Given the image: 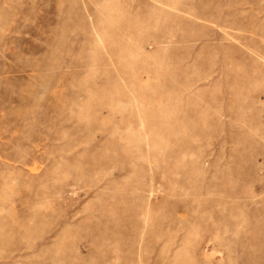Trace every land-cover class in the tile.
Returning <instances> with one entry per match:
<instances>
[{"label":"rangeland","instance_id":"374dc122","mask_svg":"<svg viewBox=\"0 0 264 264\" xmlns=\"http://www.w3.org/2000/svg\"><path fill=\"white\" fill-rule=\"evenodd\" d=\"M0 264H264V0H0Z\"/></svg>","mask_w":264,"mask_h":264}]
</instances>
